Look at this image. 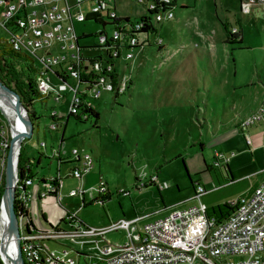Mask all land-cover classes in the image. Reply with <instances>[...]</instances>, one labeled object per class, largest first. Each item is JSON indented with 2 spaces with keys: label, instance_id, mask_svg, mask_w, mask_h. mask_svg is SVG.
Listing matches in <instances>:
<instances>
[{
  "label": "built area",
  "instance_id": "1",
  "mask_svg": "<svg viewBox=\"0 0 264 264\" xmlns=\"http://www.w3.org/2000/svg\"><path fill=\"white\" fill-rule=\"evenodd\" d=\"M178 1L157 0L150 5L138 1L148 12L142 17L154 14L152 26L156 30L143 32L150 22L119 21L117 0H0V27L10 35L9 39H1L2 43L32 59L37 72L40 98L27 107L30 116L35 115L36 123L50 120L45 127L48 132H56L61 120L67 123L71 117L98 127L96 102L104 92L116 98L124 96L131 84L130 74L117 78V65L131 62L146 48L162 49L158 26L174 20ZM246 5L264 11V0H247ZM86 23L101 27L94 43L86 42L90 34L77 31V25ZM231 34L239 36L240 30L234 28ZM68 95L71 104L66 114L48 106L53 99L60 105ZM36 104L45 115L37 117ZM12 115L0 107V192L15 136L16 119ZM236 119L240 131L264 123V95L255 112ZM216 157L227 162L223 154L217 152ZM66 162L58 160L59 168L71 166L64 176L59 171L55 177L38 179L32 169L35 160H29L25 165L29 172L16 182L20 248L26 264H264V171L254 191L231 203L232 212L222 221L208 214L209 209L201 201L208 189L197 184L193 198L200 204L170 207L165 216L144 225H140L144 217H137L96 228L85 225L78 213L66 210L67 218L52 224L39 206L48 199L61 206L67 197L79 199L80 209L86 205L85 178L95 170V161L90 154L75 149ZM215 166L220 167V163L215 162ZM66 179L76 180L78 186L63 196ZM151 184L158 190L169 188L168 184H160L158 177H153ZM98 190V197L106 194V183L101 181ZM7 219L2 196L0 264H11L4 260L2 248ZM118 232L126 234V243L114 244L108 239V235ZM48 242L61 248L51 250Z\"/></svg>",
  "mask_w": 264,
  "mask_h": 264
},
{
  "label": "rangeland",
  "instance_id": "2",
  "mask_svg": "<svg viewBox=\"0 0 264 264\" xmlns=\"http://www.w3.org/2000/svg\"><path fill=\"white\" fill-rule=\"evenodd\" d=\"M138 1L117 0L119 16L129 18L133 23L139 22L142 15L148 12L146 7L137 3ZM145 1L150 5L157 0ZM186 3L195 9L186 10L182 16L180 10L175 11L174 21L179 16L189 19L190 23L187 25L195 24L199 20L201 22L208 20L212 22L213 27H218L222 35L224 28L221 25L226 22H229L230 29L242 27L246 32L245 45L251 48H244L238 53L236 57L238 67L248 70L258 62L259 75H262L264 71V11L262 9H253L244 4L241 8V0H186ZM164 25L158 26L159 35L163 39L162 49L146 48L142 53H137L131 62L117 65L115 72L117 78L130 74L131 84L124 96L116 98L113 94L104 92L100 102H96L95 106L100 114L98 127L92 126L90 122L80 123L71 117L67 125L66 119L61 120V127L56 132H48L45 127L51 121L42 119L35 124L32 137L24 141L22 150L29 160H35L32 169L38 179L55 177L59 171L64 176L71 166L67 164L59 168L58 160L67 163L66 161L72 157V150L75 149L90 154L95 161L94 173L88 177L86 184L85 203L90 205L80 209L79 199L67 197L61 206L53 199H48L43 202V211L52 224L60 222L61 217L66 219L67 211L78 213L79 219L90 227L103 228L122 219L132 220L137 217H144L140 222V225H144L162 218L170 207L182 208L200 204L198 199L192 197L194 187L189 177L191 174L188 164L178 159L179 154H177L178 150H181L180 155H186L189 147L192 146L183 153L186 146L177 142V144H168L169 159L171 157L174 159L176 155L177 157L175 161L166 163L163 151L168 142L163 136L155 137V134L159 130L163 132L172 122H179L178 126L181 127L185 125L187 120H181L180 111L191 112L198 100L193 90L197 88L204 92L208 90L214 83L213 70L208 55L199 48L196 50L197 48L190 46L185 49L186 51L182 49L183 52L185 51L183 54L173 55L167 43L176 40L172 38L168 40L169 25L166 24V28H161ZM76 28L80 34L84 32L91 35L87 43L96 42V35L101 29L99 25L89 23L77 25ZM250 31L253 32L251 36ZM108 35H110L109 30ZM170 35L173 37L172 33ZM9 38L10 35L0 27V39ZM261 60L263 63L259 62ZM138 62L139 66H137ZM230 70L231 62L225 73H229ZM139 73L143 75L140 85L145 87L139 93L144 99L137 95L135 102H129L133 80ZM255 79L258 83L257 77ZM238 81V79L236 81L230 79L227 82L231 84ZM223 82L224 89H228L226 80ZM209 100L205 118L211 120L214 114L221 116L222 110L218 108L215 98ZM141 101H144V104H141ZM70 104L71 96L68 95L60 105L53 99L49 101L48 106L66 114ZM202 107L204 112V105ZM194 110L196 111V107ZM34 111L37 117L46 113L40 104L34 106ZM51 111L52 109L49 110ZM195 113L194 117L197 115ZM200 118H204V115L200 114ZM205 155L208 159L209 152ZM153 177H158L160 184H168L169 188L158 190L151 184ZM101 181L107 184L106 194H111L110 200L104 204L94 202L98 198V186ZM246 184L248 182L218 186L216 183V189L209 187L201 201L209 210L230 205L238 200L241 196L238 195ZM77 186L76 180L66 179L63 196H68V193ZM143 186L147 187L143 188ZM120 193L123 195H118ZM164 206L167 207L166 210L163 209ZM41 225L45 227L43 223ZM125 235L124 232L111 233L108 239L114 244H124L127 242ZM47 245L51 250L61 248L54 242H48Z\"/></svg>",
  "mask_w": 264,
  "mask_h": 264
},
{
  "label": "crops",
  "instance_id": "3",
  "mask_svg": "<svg viewBox=\"0 0 264 264\" xmlns=\"http://www.w3.org/2000/svg\"><path fill=\"white\" fill-rule=\"evenodd\" d=\"M246 3L247 0H241V8L243 4L246 5ZM116 8L118 14V2ZM191 9L194 10L195 7H191L189 3H186V0L178 1L176 11L180 10L179 13L181 16L185 14L186 10ZM206 21L207 22H201L199 20L195 24L187 25V23H190L189 19L179 16L175 21L172 20L165 23L163 27L166 28V24H168V40L171 38L176 40L172 42L168 41L167 43V47L169 50L171 49V51H173V55L177 56L183 54L186 51L185 49L190 48V46H193L195 49L197 48L196 50L199 48L202 50L201 52L208 55L209 63L213 70L214 83H212L210 88L205 92L198 88L193 90V94L198 96V100L195 102L197 112L194 110L195 107H192L190 113L189 111H180L181 120H187L183 127H181V125L178 126L179 122H172L163 132L162 130L156 131L155 137L161 138L163 136L166 142H168L163 151V158L166 163H170L171 160L175 161L177 157L176 155L174 159H171L173 157L169 159L168 144L178 143L186 146L183 153L186 152L189 146H192L189 147V152L186 153V155H180L182 154L180 153L181 150H178L177 154L183 156L188 164L187 166L194 187L200 184L209 189V187H214L216 183L218 186H231L237 183L242 184L248 182L245 188L240 191L239 197L240 195L252 193L263 178L264 123H257L250 126L246 131H240L236 126V118L237 116L239 118H245L255 112L261 105L264 95V71L262 75H259L260 65L258 62H256L253 67L250 66L248 70L238 67L236 58L238 57V53L243 51L244 48H251L245 45V41L247 40L246 32L242 27L238 28L240 30L239 36H230L229 38L225 28V25H227L228 32L231 33L232 29L229 27V22L221 25V27L224 28V35H222L218 27L215 28L212 26V22ZM170 33H172L173 37H171ZM252 33L253 32L250 31L249 35H253ZM242 43L244 45H240ZM182 47H185L184 52L180 51ZM177 51H179V53H176ZM139 62L137 66H139ZM230 62L231 70L229 73H225ZM259 62L263 63V60ZM256 77L258 83L255 79ZM230 79L232 81L238 79L239 81L230 84V82H227L230 81ZM224 80L227 82L226 88L228 89H224ZM141 81H143V75L139 73L135 76V80H133L128 98L129 102H135V97H137V95H139L142 100L144 99L139 93L141 90L145 89L143 85H140ZM208 91L209 93H207ZM210 98H215L216 104L218 108L222 110V113L221 116L214 114L212 119L208 120L205 117ZM140 103L144 104V101ZM203 105L205 107L204 112L202 110ZM195 112L197 115L194 117ZM200 114H203L204 118H200ZM208 152L209 158L207 159L205 154ZM217 152L223 154L227 162L224 159L216 157ZM217 161L220 163V167L215 166V162ZM93 173L94 171L90 175ZM90 175L85 178L86 184ZM136 189L139 190L138 187H136ZM45 201H42L41 204L39 203V206L41 205L43 210V202ZM180 202H182V200ZM163 209L166 210L167 207L165 208L164 206ZM62 218L63 217H61V219Z\"/></svg>",
  "mask_w": 264,
  "mask_h": 264
},
{
  "label": "trees",
  "instance_id": "4",
  "mask_svg": "<svg viewBox=\"0 0 264 264\" xmlns=\"http://www.w3.org/2000/svg\"><path fill=\"white\" fill-rule=\"evenodd\" d=\"M154 14L149 12V16L147 18L141 17L140 21H144L145 19L150 22V27L143 29V32H149L152 30L153 32L156 30L154 26H152ZM129 18H120L119 21H128ZM163 28V26H161ZM227 36H233L228 32V26L225 25ZM150 29V30H149ZM151 32V31H150ZM37 72L34 67L32 59H30L25 54H20L14 52L13 50L6 47L5 44L2 43L0 39V83L9 87L13 91H15L21 98L22 103L27 108L29 107L33 101L40 98L38 93L37 83H36ZM97 117V121L100 120V115L97 113L94 114ZM31 118L36 123V117L33 113H31ZM67 125V123H65ZM64 141H62L63 143ZM178 159H181L184 164H186L183 156H179ZM41 161V159H40ZM29 162V158L24 153V150H21L20 159H19V176L20 178H24L26 172H29L30 169H26L25 165ZM191 183L194 187V183L192 178L190 177ZM5 185V184H4ZM4 187L0 192V200L4 193ZM147 186H143L146 188ZM195 188V187H194ZM118 195H123L120 193ZM111 194H100L98 198L94 200L95 203L99 202L104 204V202L110 200ZM90 204H86L84 207ZM232 212V208L229 205H225L224 207H219L216 209L209 210L208 214L211 216H216L219 218V221L226 219V217Z\"/></svg>",
  "mask_w": 264,
  "mask_h": 264
},
{
  "label": "water",
  "instance_id": "5",
  "mask_svg": "<svg viewBox=\"0 0 264 264\" xmlns=\"http://www.w3.org/2000/svg\"><path fill=\"white\" fill-rule=\"evenodd\" d=\"M1 95H12L16 100V111L24 119L26 129L23 133L15 135L11 142V147L8 155V163L5 173V189L3 199L7 203L8 219L5 224V229L2 238V248L4 260L11 264H26L22 256L20 248V233L18 229V213L16 210V182L19 179L18 163L19 156L24 144V141L31 138L34 133V122L30 116L28 109L24 106L20 96L9 87L0 83ZM16 167V168H15ZM190 175V174H189ZM191 177V176H189ZM15 235L17 251L11 248V235Z\"/></svg>",
  "mask_w": 264,
  "mask_h": 264
},
{
  "label": "bare ground",
  "instance_id": "6",
  "mask_svg": "<svg viewBox=\"0 0 264 264\" xmlns=\"http://www.w3.org/2000/svg\"><path fill=\"white\" fill-rule=\"evenodd\" d=\"M0 107L4 108V111L8 114H13L14 118L16 119V126H15V135L23 133L26 129V124L24 119L18 114L16 111V102L15 98H13L11 95H1L0 94ZM16 168V167H15ZM4 210L5 214L7 215V203L4 201ZM15 235H11V248L13 251H17V245H16V238Z\"/></svg>",
  "mask_w": 264,
  "mask_h": 264
}]
</instances>
